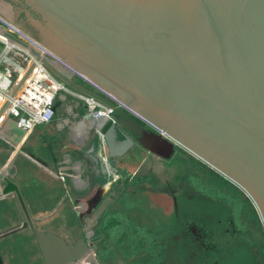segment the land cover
<instances>
[{
    "label": "water",
    "instance_id": "obj_1",
    "mask_svg": "<svg viewBox=\"0 0 264 264\" xmlns=\"http://www.w3.org/2000/svg\"><path fill=\"white\" fill-rule=\"evenodd\" d=\"M1 6L14 9L13 19L69 76L83 75L156 129L120 110L115 117L87 113L88 121L117 130L124 149L142 147L162 159L187 150L241 188L264 223V0H0ZM12 128L16 145L24 131L15 122ZM110 189L108 182L102 193ZM24 213L26 220L5 232L29 229L45 264H80L91 252L85 236L68 242L39 229L49 215Z\"/></svg>",
    "mask_w": 264,
    "mask_h": 264
},
{
    "label": "rangeland",
    "instance_id": "obj_2",
    "mask_svg": "<svg viewBox=\"0 0 264 264\" xmlns=\"http://www.w3.org/2000/svg\"><path fill=\"white\" fill-rule=\"evenodd\" d=\"M1 7L4 17L13 20L14 9ZM75 80L91 88L80 78ZM65 95L67 102L59 110L75 111L81 102ZM14 121L15 117L5 124L10 128ZM79 126L87 136L88 124ZM14 134L12 140L17 138ZM42 139L36 133L33 141L41 144ZM192 159L181 154L167 162L150 158L97 221L96 211L74 214L70 209L45 226L64 234L68 242L83 235L89 238L91 252L80 264H264V223L255 203L217 170ZM90 177L82 175L85 181ZM109 193L101 202L114 192ZM89 221L93 224L88 227ZM145 234L165 245L134 244ZM29 240L23 248L12 247L4 254L33 264L39 252L32 234Z\"/></svg>",
    "mask_w": 264,
    "mask_h": 264
},
{
    "label": "crops",
    "instance_id": "obj_3",
    "mask_svg": "<svg viewBox=\"0 0 264 264\" xmlns=\"http://www.w3.org/2000/svg\"><path fill=\"white\" fill-rule=\"evenodd\" d=\"M2 14L5 15L4 12ZM58 68L67 76L66 70ZM64 104V101L58 100L55 119L47 125L35 128L16 145H13L14 140L11 139V135L14 136L17 130L9 128L8 124L3 126V137L0 138V171H3L5 179L0 178V233L4 234L0 237V245L3 247L0 256L5 264L28 263L23 258L14 260L13 255L8 257L3 252V250L10 251L12 247L23 248L31 241L29 235L32 233L27 228L11 233L5 232L26 220L24 208L33 219L41 215H49L39 220L37 226L42 230L57 232L45 226L55 215L65 214L70 209L74 214L94 213L101 206L102 198L107 193L114 192L109 197L110 200L121 197L125 183L133 182L140 166H144L150 158L158 162H167L181 154L193 161V155L183 148H178L170 159H162L142 147L124 149L121 145L123 137L117 130L108 126L104 132L98 129L94 122L86 120L79 111H71L67 108L59 110V106ZM81 121L88 124L87 136L80 129ZM36 133L43 135L42 145L33 141ZM20 147L24 148L26 154L35 158L20 153ZM15 153L17 155L12 158ZM115 156L123 159L119 165L117 164L123 170L118 166V168L114 166V169L105 166V161ZM56 171L61 172L62 176L56 175ZM84 173L91 176L87 181L82 179ZM94 173L98 176H94ZM108 182H111V189L103 194V185ZM57 233L64 236L61 232ZM134 244L159 246L161 242L156 237L145 234ZM36 246L39 257L37 256L33 264H45L37 242ZM83 264L89 262L85 261Z\"/></svg>",
    "mask_w": 264,
    "mask_h": 264
},
{
    "label": "built area",
    "instance_id": "obj_4",
    "mask_svg": "<svg viewBox=\"0 0 264 264\" xmlns=\"http://www.w3.org/2000/svg\"><path fill=\"white\" fill-rule=\"evenodd\" d=\"M53 67L58 70L61 67L69 76L68 70L52 53L0 13V138L5 122L14 117V122L24 131V137L35 128L51 123L56 116V102L66 103V93L81 102L75 111H82L84 117L87 113L95 117L113 116L120 110L141 125L156 129L138 112L83 75L70 73L69 78L89 93L66 83ZM76 78L91 88L77 82ZM55 174L62 176L58 171ZM88 242L91 246L90 240Z\"/></svg>",
    "mask_w": 264,
    "mask_h": 264
},
{
    "label": "flooded vegetation",
    "instance_id": "obj_5",
    "mask_svg": "<svg viewBox=\"0 0 264 264\" xmlns=\"http://www.w3.org/2000/svg\"><path fill=\"white\" fill-rule=\"evenodd\" d=\"M13 21V23L16 25V26H18L23 32H25V33H27V34H30L31 36H33L34 38H37V36L35 35V33L34 32H32L30 29H28L27 27H25V25H23V23H20L19 22V19L18 18H15V19H13L12 20ZM29 22V21H28ZM28 24H30V25H32L30 22L28 23ZM29 25V26H30ZM123 159H121L119 156H115L114 158H109L107 161H105L106 162V166L109 168V169H114V166H118L120 163H121V161H122ZM118 164V165H117ZM119 168H121V170H123V168L121 167V166H118ZM117 167V168H118ZM107 168V169H108ZM125 169V168H124ZM94 176H98L96 173H94L93 174ZM108 197V196H107ZM107 197H105L104 199V201L102 202V204H101V206L99 207V208H97L96 209V214H95V217L98 215V217L96 218V221L101 217V215L103 214V212H104V210H106V209H108V207L112 204V202H113V200H110L111 198H107ZM110 200V202H107V200ZM91 222H92V224H93V221H89L88 222V227L91 225ZM95 223V222H94ZM87 227V228H88ZM84 236V235H83ZM86 237V236H85ZM87 238V237H86ZM88 239V241H89V238H87Z\"/></svg>",
    "mask_w": 264,
    "mask_h": 264
},
{
    "label": "trees",
    "instance_id": "obj_6",
    "mask_svg": "<svg viewBox=\"0 0 264 264\" xmlns=\"http://www.w3.org/2000/svg\"><path fill=\"white\" fill-rule=\"evenodd\" d=\"M162 245H165V244H161V246H162ZM163 255H164V253H163ZM163 255H162V256H163ZM165 257H167V256H164V258H165ZM158 258H159V257H158ZM164 258L162 259V262H163V263H164V261H165ZM159 259H160V258H159ZM207 263H208V262H207ZM207 263L204 262V264H207Z\"/></svg>",
    "mask_w": 264,
    "mask_h": 264
},
{
    "label": "bare ground",
    "instance_id": "obj_7",
    "mask_svg": "<svg viewBox=\"0 0 264 264\" xmlns=\"http://www.w3.org/2000/svg\"><path fill=\"white\" fill-rule=\"evenodd\" d=\"M73 117V116H72ZM74 123V122H73ZM80 123H87V122H85V121H81Z\"/></svg>",
    "mask_w": 264,
    "mask_h": 264
}]
</instances>
